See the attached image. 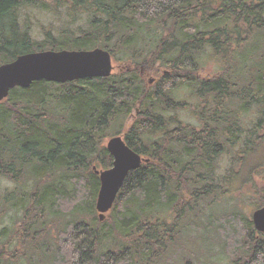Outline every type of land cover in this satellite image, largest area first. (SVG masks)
<instances>
[{
  "label": "trees",
  "instance_id": "16d2710c",
  "mask_svg": "<svg viewBox=\"0 0 264 264\" xmlns=\"http://www.w3.org/2000/svg\"><path fill=\"white\" fill-rule=\"evenodd\" d=\"M28 8L64 16L63 25L34 40L20 21ZM94 48L118 72L34 82L0 103V183L13 185L0 190V264H173L188 230L204 240L212 228L227 264H264V234L235 195L264 167V0H0V64ZM111 136L149 162L99 223L92 168L111 167ZM225 195L230 210L204 213ZM262 205L264 194L253 208ZM238 225L230 242L224 233Z\"/></svg>",
  "mask_w": 264,
  "mask_h": 264
},
{
  "label": "water",
  "instance_id": "95a60500",
  "mask_svg": "<svg viewBox=\"0 0 264 264\" xmlns=\"http://www.w3.org/2000/svg\"><path fill=\"white\" fill-rule=\"evenodd\" d=\"M112 70L111 55L101 48L21 54L13 61L0 65V103L7 99L11 90L27 89L34 82L65 84L103 79L109 77ZM105 148L112 158L111 167L106 170L92 168L99 179L95 208L100 220L112 209L129 172L149 162L130 149L120 136L110 137ZM251 218L255 230L264 233V206L254 211Z\"/></svg>",
  "mask_w": 264,
  "mask_h": 264
},
{
  "label": "rangeland",
  "instance_id": "374dc122",
  "mask_svg": "<svg viewBox=\"0 0 264 264\" xmlns=\"http://www.w3.org/2000/svg\"><path fill=\"white\" fill-rule=\"evenodd\" d=\"M63 20H65L64 16L58 18L54 17L51 14L45 13L40 10H35L33 8H28V9H23L20 12V21L21 24L26 25L29 28V34L30 36L37 41H42L43 40V29L45 30L52 28L53 29V34H56V31L54 28H59L63 25ZM112 64L114 66V72H118V66L116 62L112 61ZM216 72V67L213 63H210L209 66L205 69L203 76L211 77L215 74ZM161 73L160 75H162ZM151 80V83H150ZM146 81L148 84L153 85L156 84V79L153 76H147ZM154 81V82H153ZM179 119L188 123H194V119L187 113L180 112L178 115ZM133 120V117H130L128 121H126V127L131 124ZM112 137V136H111ZM109 138L105 139L103 142V145L106 146L107 141ZM227 158L222 157L219 160V165H218V175H225L226 169H227ZM112 165V164H111ZM94 167V166H93ZM101 170V169H97ZM252 179H253V184L251 183V186H244V188L240 194V191L238 190V187L236 189L237 194L235 195H240L241 199L243 200V214L248 216L250 221H251V216L252 213L262 207L258 208H253V205L259 202V198L264 194V167L260 169V171L255 172V174H252ZM4 184H7V186L10 188H13V185L5 182L4 180H1L0 183V190L4 188ZM227 187V186H226ZM226 189V188H225ZM221 190H224L223 188ZM227 190V189H226ZM247 190V191H246ZM224 192H226L224 190ZM225 200V201H224ZM233 200L227 201V195H225V198H221L220 200H214L213 199V204L211 207H207L206 211L204 213H210L211 209H214V217H219L221 213H225L227 210V207L231 208ZM226 208V211L223 212ZM234 208V207H233ZM224 209V210H223ZM191 215H189L190 217ZM189 220L195 221L193 217ZM202 223H208L209 221L206 219V216L201 217ZM10 220L8 218L2 219V225L7 226L9 225ZM216 221V219H214ZM213 221V222H214ZM1 222V218H0ZM211 221V223H213ZM242 226L238 225L236 227V231L229 230L228 236L227 233H224L226 237L229 239L230 242H234L235 234L238 232H242L241 230ZM217 230L212 228L210 230L209 234H206L207 236L205 237L204 240H200L198 237L200 234L198 233V230H188L187 235L189 240L185 239L183 242L184 246L179 249L175 250V253L170 255V261L173 262V264H227L228 260L222 251V246H221V240L217 235ZM202 233H204L202 231ZM221 239L222 236L220 235ZM194 240V242H193ZM170 253V252H169ZM181 254V255H179ZM181 258V262L180 259ZM207 258L209 261H206ZM206 259V260H205ZM21 264H26L25 262L22 261Z\"/></svg>",
  "mask_w": 264,
  "mask_h": 264
},
{
  "label": "bare ground",
  "instance_id": "6f19581e",
  "mask_svg": "<svg viewBox=\"0 0 264 264\" xmlns=\"http://www.w3.org/2000/svg\"><path fill=\"white\" fill-rule=\"evenodd\" d=\"M3 64H4V63H3ZM0 65H1V64H0ZM142 70H143V68L141 67V71H142ZM113 73H114V70H112L110 76H111ZM110 76H109V77H110ZM109 77H107V78H109ZM44 82H45V81H44ZM153 82H154V81H153ZM68 83H70V82H68ZM21 89H22V88H21ZM120 137H121V136H120ZM121 138H122V137H121ZM122 139H123V138H122ZM124 142H125V141H124ZM125 144H126V143H125ZM126 145H127V144H126ZM128 147H129V146H128ZM129 148H130V147H129ZM130 149H131V148H130ZM141 157H142V156H141ZM144 159H145V158H144ZM143 164H144V163H143ZM141 165H142V164H141ZM109 168H110V167H109ZM133 171H134V170H133ZM133 171H131V172H133ZM131 172H129V174H130ZM129 174H128V175H129ZM128 175H127V176H128ZM126 178H127V177H126ZM98 190H99V188H98ZM97 193H98V192H97ZM96 198H97V195H96ZM96 198H95V202H96ZM263 206H264V205H263ZM94 209H95V212H96V214H97V220H98L99 223H103V222H105L107 216L110 214V212H111V210H112V209H111L108 213L105 214V218H104L103 220H100V219H99V213L96 211V208H95V204H94ZM256 210H257V209H256ZM256 210H255V211H256ZM251 222H252V219H251ZM252 225H253V222H252ZM253 228H254V225H253ZM254 230H255V228H254ZM255 232H256V233H259V234H264V233H260V232H258V231H256V230H255Z\"/></svg>",
  "mask_w": 264,
  "mask_h": 264
}]
</instances>
